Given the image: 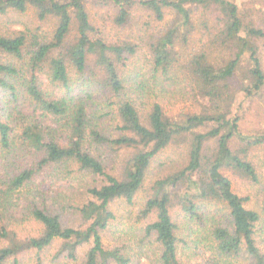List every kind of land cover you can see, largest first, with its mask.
Segmentation results:
<instances>
[{"label": "trees", "instance_id": "trees-1", "mask_svg": "<svg viewBox=\"0 0 264 264\" xmlns=\"http://www.w3.org/2000/svg\"><path fill=\"white\" fill-rule=\"evenodd\" d=\"M98 5L133 32L98 28ZM28 10L51 30H11ZM259 11L229 0H0V264H49L55 242L52 262L70 264H191L184 251L206 249L222 263L264 264V216L224 174L259 183L248 155L264 134L241 127L243 108L264 100ZM178 104L188 110L165 111ZM170 148L182 149L181 165L161 158ZM76 179L86 199L74 227L73 194L51 187ZM148 179L136 246L105 244L117 206L135 207ZM29 222L38 233L19 235ZM190 223L208 233L192 238Z\"/></svg>", "mask_w": 264, "mask_h": 264}, {"label": "rangeland", "instance_id": "rangeland-1", "mask_svg": "<svg viewBox=\"0 0 264 264\" xmlns=\"http://www.w3.org/2000/svg\"><path fill=\"white\" fill-rule=\"evenodd\" d=\"M235 4H237L239 7L243 8L245 11H248V16L256 17L258 14H260L259 9L264 10V0H229ZM90 16L91 19L94 20L96 26L100 29H105V32L111 36V38H124V35L126 33L133 32V26H130L127 30L121 31L114 27V24L112 23V16H110L106 9L103 7L98 6H92L89 7ZM257 12V14H256ZM12 18L9 19L11 23L15 22L17 23L15 26L10 27L11 30L17 29L22 30L23 27H28L30 29L34 28H40V32H48L52 28V24L50 22H46L44 24H39L35 21L34 13L32 10L26 11L23 15H13ZM261 20L263 21V17H261ZM5 21L4 19H0V34H3L4 32V26H2V22ZM264 22V21H263ZM13 28V29H12ZM264 60V59H263ZM187 111L188 108L186 105H175V106H168L165 108V111L173 116L176 117L178 114L182 111ZM241 127L244 129V134L251 135V136H262L264 134V100H257L255 103L250 105L248 108H243L241 112ZM105 124L107 127H110L112 122L110 118L108 120H105ZM182 149L180 148H170L165 152V154L161 157L163 160L166 161L167 164L173 165L174 167L177 165H181L183 162V153L181 152ZM248 159L251 162V164L254 166L256 175L258 174L259 183L253 182L243 175L239 173H234L231 171H225L224 174L231 182V188L234 193L241 197H246L249 199L248 206L250 208H253L255 210H260L264 216V144L254 147L248 155ZM175 162L173 164V162ZM156 165V164H154ZM119 169H117L118 171ZM163 172H167V169H163ZM165 173L162 172H153L151 175V178H156L160 175H164ZM150 179L146 182L144 190L138 195L137 197V203L135 207H127L125 204L121 203L117 206L118 210V216H117V222L109 229V232L103 237V241L107 245H116L120 244L122 242H125L129 245L136 246L137 240L141 236V229L144 226L143 223H138L135 221V215L138 210V205L140 202V199L145 194V191L147 187L150 185ZM81 185H83L82 182H80L78 179L74 181V189L70 188L68 189V185L57 183L51 187V192H57V191H66L67 194L72 195L70 197L71 201V209L74 206L80 205L84 200L86 199V196L84 195V191L81 188ZM226 212L222 206H219L217 210H212L210 212L211 214H215L217 218L219 216L226 215ZM76 212L72 209V211L67 210L65 214L66 217L69 219V224L71 226H77L78 219L75 216ZM191 229V235L192 238H198L199 236L205 237V234L208 233V230H202L198 227H196L194 224L188 225ZM19 235H36L38 233V226L33 223L29 222L27 224H21L16 227ZM206 240H208L206 238ZM150 243L148 244V241L145 242V245L148 248L144 252L145 254L150 255V258H153V255L150 250ZM57 242L54 243V245L47 251L46 253V262L49 264H70L66 262V260L61 259L57 262H52V256L55 254ZM185 253L183 254V257L186 259H189L191 264H246L247 262L244 260V258L238 257L236 259H232V261L228 263H222L220 260L212 254L208 249L205 251H201V254H198L199 250H196L194 253L193 251L185 250ZM147 258V255H146ZM20 260L24 264L29 263V255H23L20 257ZM141 264H150L147 259L141 260ZM154 264V262H153Z\"/></svg>", "mask_w": 264, "mask_h": 264}]
</instances>
